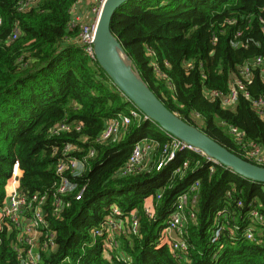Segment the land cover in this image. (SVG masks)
<instances>
[{
	"label": "trees",
	"instance_id": "obj_1",
	"mask_svg": "<svg viewBox=\"0 0 264 264\" xmlns=\"http://www.w3.org/2000/svg\"><path fill=\"white\" fill-rule=\"evenodd\" d=\"M22 1L0 0V206L16 161L22 170L20 189L32 195L52 188L66 145L82 150L73 153L79 158L92 148L97 151L80 177L88 185L83 199L63 197L70 203L60 216L47 209L57 247L42 254V264H264V223L256 225L257 241L243 236L254 206L264 218V185L221 165L211 172L205 156L188 150L178 152L161 171L154 168L157 150L149 171L117 176L139 141L153 139L163 146L169 142L166 132L143 116L118 142L98 143L107 120L136 107L98 62L84 54L78 29L69 27L79 0H41L19 11ZM263 23L264 0H130L113 17L112 31L169 110L241 157L230 126L264 146V122L245 99L227 109L209 101L203 89L227 93L238 67L264 54ZM16 25L20 36L10 42ZM238 32L240 39H250L248 48L231 46ZM190 62L193 70L187 68ZM250 91L264 95L258 73ZM62 122L83 128L54 135ZM185 162V173L175 175ZM197 181L200 186L191 192L186 210L196 217L186 228L189 251L175 257L168 246L157 245L177 198ZM147 198L154 203L152 217L144 212ZM115 205L126 214L138 211L140 229L138 235L118 239L119 248L107 259L102 240L90 231ZM221 211L240 230L234 238L223 231L212 242ZM14 238V233L0 229V264H20Z\"/></svg>",
	"mask_w": 264,
	"mask_h": 264
},
{
	"label": "built area",
	"instance_id": "obj_2",
	"mask_svg": "<svg viewBox=\"0 0 264 264\" xmlns=\"http://www.w3.org/2000/svg\"><path fill=\"white\" fill-rule=\"evenodd\" d=\"M41 0H23L20 3L19 11H26L37 6ZM106 0H79L71 11V21L69 27L78 29V43L83 52L90 59L96 61L94 51V41L98 26V21L102 8ZM89 4L91 17L87 20L76 15L78 7ZM2 21L0 19V25ZM264 32V23L262 26ZM20 36V29L16 25L10 42H14ZM242 33L238 32L231 39L230 44L234 49L242 47L248 48L249 40L240 39ZM216 39L214 38V43ZM214 52H212L213 54ZM187 68L193 70L194 63L187 64ZM255 73L259 74L262 84L264 85V54L256 56L250 61H246L240 65L237 71L230 76L227 93L219 90L203 89L205 97L211 101H219L224 108H235L240 99L248 101L252 108L258 113L260 119L264 122V95L254 96L250 91V86L254 82ZM147 117L139 110L132 109L128 114L120 113L117 116L107 120L105 131L97 139L98 143H115L118 142L123 135L129 131V127L134 120L141 121L142 117ZM83 128L80 124L60 123L53 134L58 135L64 132L81 131ZM230 134L234 137L238 151L245 160L259 166H264V146L253 141L245 139V134L237 127L230 126ZM168 143L160 146L153 139H143L139 141L133 148L127 164L117 173L119 177H128L138 173L150 170L148 158L157 150H160V157L154 163V168L161 171L171 161L176 158L178 152L192 151L199 153L196 148L187 145L174 136L166 133ZM82 150L74 149L72 145H66L62 151L60 159L56 164L57 180L52 188L47 192L26 195L20 189L21 166L16 161L13 165L12 175L8 181L6 191L7 197L0 206V229H6L10 233L15 234L12 243L14 252L20 264H42V254L54 251L57 247V235L46 219L47 209L53 216H60L61 213L69 206L70 201H64L63 197L80 201L83 199L87 190V181H81L80 177L90 169L89 160L95 158L97 151L95 148L89 150L88 154L82 155L80 158L73 153ZM207 158V157H206ZM211 172L215 171L214 165H220L218 162L207 158ZM150 163V164H149ZM188 169V162L175 171V175L182 176ZM200 183L195 182L190 189L180 195L171 212L167 227L163 230L157 247L168 246L171 253L175 257H183L189 251L188 244L185 240L187 224L193 221L195 214L190 212L186 214L189 204L191 192L198 189ZM161 199V195L158 197ZM152 198L145 201L144 212L149 217L154 214V205ZM241 207L243 204L239 202ZM226 211L218 213L215 228L213 232L212 242H217L223 231L229 230L230 237L234 238V234L240 230L239 226H232L225 217ZM250 225L246 227L243 236L246 240L257 241L256 229L258 224L264 223V218L256 206L249 212ZM140 229L138 211L133 210L130 213H124L118 206H112L108 214L98 227L92 228L90 233L94 239L102 240L103 253L107 259L112 258V251L119 248V240L122 236L138 235Z\"/></svg>",
	"mask_w": 264,
	"mask_h": 264
},
{
	"label": "water",
	"instance_id": "obj_3",
	"mask_svg": "<svg viewBox=\"0 0 264 264\" xmlns=\"http://www.w3.org/2000/svg\"><path fill=\"white\" fill-rule=\"evenodd\" d=\"M130 0H106L98 21L94 51L96 61L113 84L139 109L148 120L181 142L196 148L241 177L264 185V166L249 162L231 152L197 127L169 110L156 96L131 57L112 31V20L118 9Z\"/></svg>",
	"mask_w": 264,
	"mask_h": 264
},
{
	"label": "crops",
	"instance_id": "obj_4",
	"mask_svg": "<svg viewBox=\"0 0 264 264\" xmlns=\"http://www.w3.org/2000/svg\"><path fill=\"white\" fill-rule=\"evenodd\" d=\"M76 15L81 16L82 18H86L88 20L91 17L89 4L78 7L76 9ZM155 158L156 157H155V153H154L148 158V161H150L152 163Z\"/></svg>",
	"mask_w": 264,
	"mask_h": 264
},
{
	"label": "rangeland",
	"instance_id": "obj_5",
	"mask_svg": "<svg viewBox=\"0 0 264 264\" xmlns=\"http://www.w3.org/2000/svg\"><path fill=\"white\" fill-rule=\"evenodd\" d=\"M121 236H122V238L126 237V236H124V235H121Z\"/></svg>",
	"mask_w": 264,
	"mask_h": 264
}]
</instances>
